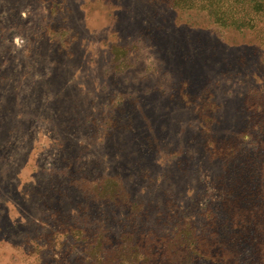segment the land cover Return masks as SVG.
Masks as SVG:
<instances>
[{
    "label": "rangeland",
    "instance_id": "1",
    "mask_svg": "<svg viewBox=\"0 0 264 264\" xmlns=\"http://www.w3.org/2000/svg\"><path fill=\"white\" fill-rule=\"evenodd\" d=\"M0 264H264V0H0Z\"/></svg>",
    "mask_w": 264,
    "mask_h": 264
}]
</instances>
